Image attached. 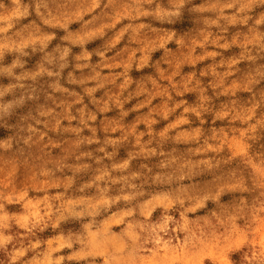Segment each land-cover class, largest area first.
Returning a JSON list of instances; mask_svg holds the SVG:
<instances>
[{
	"label": "rangeland",
	"instance_id": "rangeland-1",
	"mask_svg": "<svg viewBox=\"0 0 264 264\" xmlns=\"http://www.w3.org/2000/svg\"><path fill=\"white\" fill-rule=\"evenodd\" d=\"M0 264H264V0H0Z\"/></svg>",
	"mask_w": 264,
	"mask_h": 264
}]
</instances>
